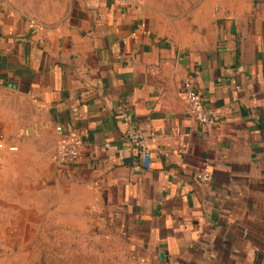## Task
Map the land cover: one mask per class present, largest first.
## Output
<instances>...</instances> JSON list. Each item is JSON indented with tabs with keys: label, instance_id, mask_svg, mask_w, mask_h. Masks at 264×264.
Returning a JSON list of instances; mask_svg holds the SVG:
<instances>
[{
	"label": "crops",
	"instance_id": "1",
	"mask_svg": "<svg viewBox=\"0 0 264 264\" xmlns=\"http://www.w3.org/2000/svg\"><path fill=\"white\" fill-rule=\"evenodd\" d=\"M51 2L61 12L35 19L42 42L31 44L25 8L0 0L7 264H36L42 245L19 235L41 233L72 186L81 205L107 202L124 234L126 245H105L112 264H264V0ZM186 79L220 112L211 130L188 113ZM131 124L149 138L147 159L123 142ZM73 132L80 157L58 166Z\"/></svg>",
	"mask_w": 264,
	"mask_h": 264
},
{
	"label": "rangeland",
	"instance_id": "2",
	"mask_svg": "<svg viewBox=\"0 0 264 264\" xmlns=\"http://www.w3.org/2000/svg\"><path fill=\"white\" fill-rule=\"evenodd\" d=\"M16 1L25 8L27 17L40 22L61 12L50 9L51 0ZM73 187L67 188L72 194V202L66 201L64 195L57 196L56 209L45 218L41 233L27 232L19 237L24 239L25 245H42L35 251L36 264H112L110 258L115 251L105 245H126L124 234L117 232L114 220L107 216V202L81 205L76 198L82 193ZM49 198L52 196L42 195L40 205L52 208L54 203ZM9 239L15 241L16 235H9ZM1 240L0 234V264H7L13 248L4 249ZM64 253H67L66 257Z\"/></svg>",
	"mask_w": 264,
	"mask_h": 264
},
{
	"label": "built area",
	"instance_id": "3",
	"mask_svg": "<svg viewBox=\"0 0 264 264\" xmlns=\"http://www.w3.org/2000/svg\"><path fill=\"white\" fill-rule=\"evenodd\" d=\"M122 5H127L128 0H112ZM28 24L30 27V38L29 42L31 44H39L42 42V38L38 37L40 26L36 20L29 18ZM3 84V78L0 76V85ZM181 92L188 105V113L196 118L200 123H202L208 130H211L219 120V110L215 108L208 107L204 104L201 95L199 94L196 86L193 84L191 79L184 80L182 84ZM121 120L129 121V113L125 108L121 109ZM59 131H63L62 126H58ZM82 133L73 132L65 135L57 144L55 154L53 156V162L58 166H66L68 164L75 163L81 154L82 145ZM123 142L127 143L132 150H136L140 156L144 158H149L151 156L149 150V138L147 137L145 131L136 125H130L126 134L123 137ZM123 142H106L104 144L105 148H111L115 151L121 149ZM210 173L206 172L203 175V180H210ZM148 262L146 261L145 264Z\"/></svg>",
	"mask_w": 264,
	"mask_h": 264
}]
</instances>
